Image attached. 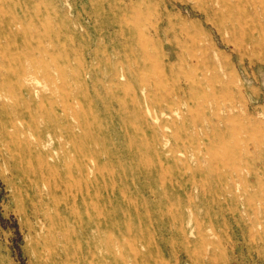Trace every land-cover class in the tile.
<instances>
[{
    "label": "rangeland",
    "instance_id": "1",
    "mask_svg": "<svg viewBox=\"0 0 264 264\" xmlns=\"http://www.w3.org/2000/svg\"><path fill=\"white\" fill-rule=\"evenodd\" d=\"M23 65L42 94L61 86L63 122L79 123L49 158L59 176L43 173L49 239L70 252L42 243L41 260L28 179L15 166L38 169L24 140L48 124L39 108L51 106L15 87ZM1 88L0 264L77 262L87 240L77 212L100 227L86 264H105L106 238L115 255L123 244L126 264H264V0H0ZM162 106L181 118L161 116ZM80 162L89 186L64 188Z\"/></svg>",
    "mask_w": 264,
    "mask_h": 264
},
{
    "label": "bare ground",
    "instance_id": "2",
    "mask_svg": "<svg viewBox=\"0 0 264 264\" xmlns=\"http://www.w3.org/2000/svg\"><path fill=\"white\" fill-rule=\"evenodd\" d=\"M42 52L45 53V55L47 56L49 55L48 51L45 49ZM31 67L33 66L32 65H30L29 67L28 65L19 66V68L17 69V73H16L15 87L21 93L24 92L25 94H27L30 102L38 101L39 104L48 103L51 106V108L50 110L47 109V111L39 108L40 112L42 113L43 120L44 121L47 120L48 124H46L41 130L39 128L36 129L33 141L24 140V144L28 146L30 154L36 155L35 158L38 164V169L34 168V166L32 165V162L30 161L26 162L27 163L26 166L22 164L21 165L17 164L15 167L19 174L21 173V175L24 176L26 180L28 179L26 182L27 187L25 190L26 200H27L26 203L28 204V208L30 212L29 216L32 217L34 220H36L39 225L38 227L35 228V231L37 233L36 242H37V247H38V249H36V254H37V259L41 260L42 253L39 247H40V244L42 243L44 244L45 247H49L48 251L51 252V255H53L54 253L58 254V252L61 250L63 254H68L70 252L69 248L66 247L64 243H62V246H59V247L56 246V248L54 247L53 244H56L57 242H59L58 239L56 238L52 240L49 239L50 235L54 233L55 231V225H54L55 223L50 213L44 210V206L47 203L45 202L46 197L44 196L43 191H44V188H48L47 191L49 193L50 191L49 188H52V183L49 177L45 176L43 173H46L45 169L47 168V170L50 171L51 173H55L53 175L59 176L57 175L58 170L56 166L54 167L51 166L49 158L52 157V153L54 151L55 145H58L59 147L67 143L68 141L73 140L71 137L74 136L75 134L74 129H77V127H79V123L74 124V125H69L63 122L67 120L68 112L65 109L67 107L65 106L59 107V103L56 98V93L61 91V86H57L56 92L55 90H53L51 94L49 95L42 94V92L36 86V84L39 83V79L35 75L36 72H33L31 70ZM45 71H48V70H45ZM47 73L45 74L46 77L49 76ZM1 90L2 88L0 89V92ZM0 96L2 95L0 94ZM3 109H5V107L0 104V110L2 111ZM70 109H72L73 111L72 106L70 107ZM15 114L17 115L18 113H16L15 111ZM50 114L53 116V119L51 118ZM72 114L74 115V119L76 121L78 120L79 122L77 114L73 112ZM160 115L164 117H168L170 120L173 119V122L178 116H179L178 118H181V114L178 109H175L173 107H168V106L166 107L162 106ZM158 118L159 117L156 116L154 119H158ZM18 120L22 122V119L20 117H18ZM165 126H166L165 129H166L167 125ZM10 127H12L13 129L17 128L16 119H12L10 121ZM2 130L4 132H7L6 126L3 125ZM14 136H16V133H14ZM164 136L166 137L165 143H168L169 141V139H167L168 136L165 134ZM21 141L22 140L20 138L18 139L17 137H15L13 143L14 145L18 147H22L20 146ZM31 144H34L36 149H33ZM85 166L86 165L83 162L78 163L77 169L79 173H78L77 179L73 178L74 176L65 177L63 180L61 179V183L63 184V187L66 189H72V187H74L77 183L82 184L84 182H86L85 187L89 186V177H90L89 169L87 170ZM233 167H234L233 171L237 173L238 176H241V172H240L241 169L239 168L235 169L236 165H233ZM80 193L82 192L80 191ZM87 193H89V191H87ZM54 199H51V201H55L53 202V205L56 206V208L62 209L64 212H66V214L76 213L74 210H72V207H70L68 203L57 201ZM39 204L40 206H38ZM47 205H50V203ZM82 205H83L82 207H84L86 210L87 203L83 202ZM87 215L89 214L87 213ZM76 217L81 222L78 227L79 230L81 229L79 232L86 233L87 240L84 243H80V245L74 252L77 262H72L69 264H86L90 260V258L92 256H95L94 254H96L95 249L92 248V242L90 241L89 238L93 237L95 235L94 232L98 230V228L100 227L98 226V223L95 220V218H93L90 215L87 216V219H84L83 214H81L80 212H77ZM99 247L101 249V256L99 257L105 261V264H107L106 260L104 259L105 257L107 259H111L112 263L110 264H119V263L126 264L123 251L121 250V248L123 247V244L121 242L119 245H117L118 247L117 252H119V255L118 254L115 255L114 244L112 240L109 238L101 240Z\"/></svg>",
    "mask_w": 264,
    "mask_h": 264
}]
</instances>
